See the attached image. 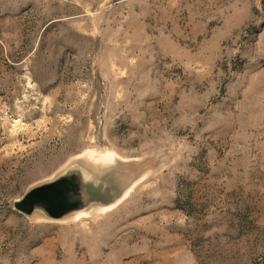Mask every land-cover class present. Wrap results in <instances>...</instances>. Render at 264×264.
Segmentation results:
<instances>
[{"label": "rangeland", "instance_id": "1", "mask_svg": "<svg viewBox=\"0 0 264 264\" xmlns=\"http://www.w3.org/2000/svg\"><path fill=\"white\" fill-rule=\"evenodd\" d=\"M0 264H264V0H0Z\"/></svg>", "mask_w": 264, "mask_h": 264}, {"label": "water", "instance_id": "2", "mask_svg": "<svg viewBox=\"0 0 264 264\" xmlns=\"http://www.w3.org/2000/svg\"><path fill=\"white\" fill-rule=\"evenodd\" d=\"M91 191L90 186H85L82 174L68 173L33 187L15 201L14 206L26 215H32L40 209L50 218L61 220L69 214L86 209L92 201Z\"/></svg>", "mask_w": 264, "mask_h": 264}]
</instances>
